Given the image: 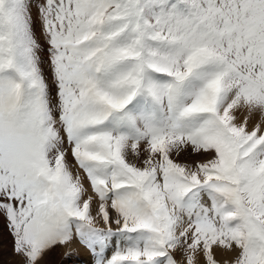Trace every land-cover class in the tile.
<instances>
[{
	"label": "snow or ice",
	"instance_id": "1",
	"mask_svg": "<svg viewBox=\"0 0 264 264\" xmlns=\"http://www.w3.org/2000/svg\"><path fill=\"white\" fill-rule=\"evenodd\" d=\"M80 253L264 264V0H0V264Z\"/></svg>",
	"mask_w": 264,
	"mask_h": 264
},
{
	"label": "bare ground",
	"instance_id": "2",
	"mask_svg": "<svg viewBox=\"0 0 264 264\" xmlns=\"http://www.w3.org/2000/svg\"><path fill=\"white\" fill-rule=\"evenodd\" d=\"M3 249H4V259L7 260L9 258V253H10V238L7 236L6 232L3 234ZM53 259L56 261H60V256L58 254H54ZM86 259L87 257L83 253H80L78 255H74L70 260L65 261L64 264H75V262L78 260H86Z\"/></svg>",
	"mask_w": 264,
	"mask_h": 264
}]
</instances>
